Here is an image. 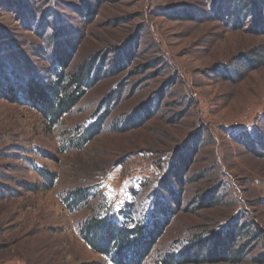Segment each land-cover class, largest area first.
I'll return each mask as SVG.
<instances>
[{
	"label": "rangeland",
	"instance_id": "rangeland-1",
	"mask_svg": "<svg viewBox=\"0 0 264 264\" xmlns=\"http://www.w3.org/2000/svg\"><path fill=\"white\" fill-rule=\"evenodd\" d=\"M234 1L0 0V264H108L84 221L127 210L149 223L157 199L169 222L141 264L232 227L237 260L200 264H264V149L242 136L264 139V32L256 7L234 14ZM63 52V73L91 66L95 82L51 125L24 89L52 80ZM79 188L88 197L70 208Z\"/></svg>",
	"mask_w": 264,
	"mask_h": 264
},
{
	"label": "trees",
	"instance_id": "trees-1",
	"mask_svg": "<svg viewBox=\"0 0 264 264\" xmlns=\"http://www.w3.org/2000/svg\"><path fill=\"white\" fill-rule=\"evenodd\" d=\"M254 1L236 0L234 1L233 9L229 6V10H227L238 14L251 10L250 6L252 5L255 6L258 12L257 16L259 15V26L264 32V14L260 16L259 12L262 8H257L258 4H254ZM225 8L221 6L220 9ZM71 56L72 53L69 52L57 55L53 79L32 78L27 88L24 89V98L27 103L38 111L44 121L51 125L56 124L65 114L70 112L80 101L86 88L95 82L89 77L91 66L86 69L84 67L79 68L73 73H63L70 66ZM245 64L253 68L257 67V65H252L251 59L248 57H245ZM9 99L15 101L16 97L12 95V98ZM145 113H148L147 108H143L141 113L135 112V116L124 121V128L139 127L143 120L141 114ZM101 121L98 120L85 130L84 133L87 134L85 136L87 140L99 132ZM127 125H130V127ZM242 136H245L244 143L248 148L250 146L252 152L258 156H263L254 148L255 143L264 149V139L262 137L258 136L256 141H253L248 133H243ZM181 164H183V161ZM172 175L175 174L172 173ZM41 176L48 181V184H52L55 180L54 173L46 170H42ZM169 185L168 182H165L162 187L168 191V195L174 197V192ZM68 197V201L71 203L70 208H75L83 204L88 195L84 189L79 188L70 192ZM128 214L130 213L127 210H118L116 213L108 212L104 215L90 216L80 227L79 234L81 238L92 251L102 255L108 264H141L168 225L170 208L162 204L159 199L155 200L154 209L151 212L152 220L149 223L127 221L125 218L129 217ZM236 234V228H229L222 237H212L209 245L208 241H204L200 237H194L192 244L186 246L178 254H168L162 260V263L200 264L212 261L215 255L216 260H218L219 256V260L236 261L237 257L232 256L230 251L231 243L235 241ZM215 244L217 248L212 247ZM196 248L198 250L195 251Z\"/></svg>",
	"mask_w": 264,
	"mask_h": 264
}]
</instances>
